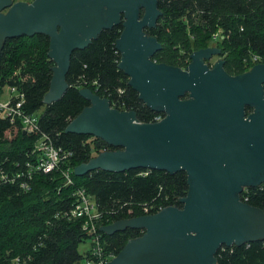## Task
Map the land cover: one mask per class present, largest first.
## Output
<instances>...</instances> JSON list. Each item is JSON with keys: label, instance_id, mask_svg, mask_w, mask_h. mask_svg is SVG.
Returning <instances> with one entry per match:
<instances>
[{"label": "water", "instance_id": "95a60500", "mask_svg": "<svg viewBox=\"0 0 264 264\" xmlns=\"http://www.w3.org/2000/svg\"><path fill=\"white\" fill-rule=\"evenodd\" d=\"M161 16L159 0H0V57L10 39L48 36L54 67L44 103L51 105L69 89L73 53L122 25L119 69L140 100L165 117L142 123L134 111H119L109 99L80 89L90 106L65 132L102 139L117 150L101 152L74 174L185 171L189 193L183 208L102 226L109 236L145 232L108 264H217L223 246L264 241V211L240 198L245 188L264 183V64L238 77L229 76L221 61L210 70L204 60L222 54L219 48L192 53L184 70L158 64L153 58L163 46L146 30Z\"/></svg>", "mask_w": 264, "mask_h": 264}, {"label": "trees", "instance_id": "16d2710c", "mask_svg": "<svg viewBox=\"0 0 264 264\" xmlns=\"http://www.w3.org/2000/svg\"><path fill=\"white\" fill-rule=\"evenodd\" d=\"M159 9L162 16L157 27L146 30L163 46L154 61L157 55L167 53L168 61L173 63L176 48L172 44L178 45L189 53L186 68L192 53L216 45L225 54L231 73H244L264 64V0H159ZM122 31V25L105 30L89 47L73 53L67 76L69 89L51 105L44 103L54 67L49 57L50 38L35 35L6 42L0 57V99L5 88L15 87L25 96L22 108L27 114L38 115L43 109L38 115L39 134H26L19 120L11 123L0 117V158L10 174L24 170L42 134L73 152L69 166L74 169L101 152L117 150L102 139L65 132L71 121L90 106L79 93L82 88L109 99L119 111H134L142 123L164 116L140 100L128 83L130 78L119 69L121 54L116 42ZM218 31L229 36L214 42ZM256 56L260 57L257 63ZM93 82H97L98 90ZM252 111L246 109L248 114ZM72 177L74 185L65 186L58 172L37 174L29 192H23L18 184L0 186V264H81L84 256L79 246L90 239L83 231V222L56 217L71 207L77 189H85L95 198L102 213L98 227L145 216V208L150 214L167 207L183 208L181 200L189 193V176L185 171L171 175L160 170H96L82 177L73 173ZM240 198L264 211V183L245 188ZM144 233L129 229L109 236L100 231L105 252L114 256ZM215 257L217 264H264V241L223 246Z\"/></svg>", "mask_w": 264, "mask_h": 264}, {"label": "built area", "instance_id": "2783aa9c", "mask_svg": "<svg viewBox=\"0 0 264 264\" xmlns=\"http://www.w3.org/2000/svg\"><path fill=\"white\" fill-rule=\"evenodd\" d=\"M228 36V34L218 31L214 34L213 41L223 40ZM259 60L260 57H254V62L257 63ZM92 86L98 90L97 82H93ZM9 89V101L5 104L0 103V117L10 120L11 123H16L19 120L26 134H39V116L27 114L22 108L25 102L24 94L15 87H9ZM164 117L165 115L157 117L151 123L159 122ZM73 156V152L57 146L49 135L42 134L32 151L30 160L25 163L24 170L10 174L4 168L0 158V186L18 184L23 192H29L37 174L50 175L56 172L63 178L65 186H72L74 185L72 177L74 168L69 166V162ZM73 197L75 201L71 207L59 212L56 217L67 221L81 220L83 222V231L90 237L89 240L92 243L91 249L86 254V264H108L116 256L106 253L102 245L101 227H98L102 213L98 210L95 198L90 196L85 189H77ZM162 210L160 209L156 213ZM144 211L146 215H152L148 208H145Z\"/></svg>", "mask_w": 264, "mask_h": 264}, {"label": "rangeland", "instance_id": "374dc122", "mask_svg": "<svg viewBox=\"0 0 264 264\" xmlns=\"http://www.w3.org/2000/svg\"><path fill=\"white\" fill-rule=\"evenodd\" d=\"M20 1L21 0H14V2H20ZM172 48H174V49L176 48V50H175L176 51V53H175L176 57H174L172 59V61L176 62V64H178L182 69H185L186 64L189 62L188 61L189 60L188 59L189 53H187L186 50H184L182 47H180L178 45H177V47H175L172 44ZM166 55H167V53H165V54L161 53V54L157 55V57L155 58V61L158 63H161L162 61L168 60L169 58H167ZM9 99H10V89L7 87V88H5L4 94L0 99V103L5 104L9 101ZM42 112H43V109L39 112L38 115H41ZM91 246H92V243L90 240H87L86 242L82 243L79 246V252L81 255L84 256V259L81 261V264L87 263V259L85 256H86L87 252H89V250L91 249Z\"/></svg>", "mask_w": 264, "mask_h": 264}, {"label": "flooded vegetation", "instance_id": "af4514ba", "mask_svg": "<svg viewBox=\"0 0 264 264\" xmlns=\"http://www.w3.org/2000/svg\"><path fill=\"white\" fill-rule=\"evenodd\" d=\"M209 48H218L216 45H212L211 47H209ZM207 49V48H206ZM222 51V50H221ZM226 56H225V54L223 53V51H222V54H220V55H214V56H212L211 57V59H209V60H204V63H205V65L210 69V70H214L215 69V66H216V64H218V63H220V61L221 62H224L223 64H222V68H223V70L229 75V76H231V77H238V76H242V75H244L245 73H247V72H249V71H246V72H244V73H231V72H229L228 70H227V61H226V58H225ZM156 62V61H155ZM190 62H191V60H190ZM156 63H158V62H156ZM158 64H165V65H168V66H172V67H176V68H180V69H182L180 66H178V64H174V62L173 63H170L168 60L165 62V63H158ZM190 64V63H189ZM184 70V69H183ZM186 98H188V97H186ZM247 108H251V107H247Z\"/></svg>", "mask_w": 264, "mask_h": 264}]
</instances>
